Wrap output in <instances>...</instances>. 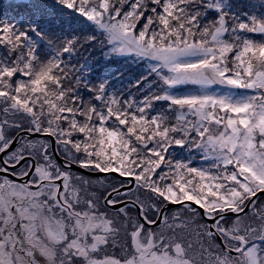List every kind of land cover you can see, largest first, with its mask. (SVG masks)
Returning a JSON list of instances; mask_svg holds the SVG:
<instances>
[{"label": "snow or ice", "instance_id": "1", "mask_svg": "<svg viewBox=\"0 0 264 264\" xmlns=\"http://www.w3.org/2000/svg\"><path fill=\"white\" fill-rule=\"evenodd\" d=\"M0 264H264V0L0 4Z\"/></svg>", "mask_w": 264, "mask_h": 264}, {"label": "rangeland", "instance_id": "2", "mask_svg": "<svg viewBox=\"0 0 264 264\" xmlns=\"http://www.w3.org/2000/svg\"><path fill=\"white\" fill-rule=\"evenodd\" d=\"M8 0H0V4H6Z\"/></svg>", "mask_w": 264, "mask_h": 264}]
</instances>
